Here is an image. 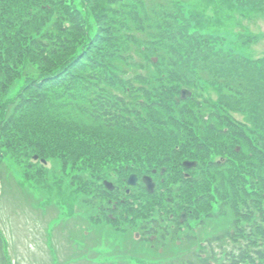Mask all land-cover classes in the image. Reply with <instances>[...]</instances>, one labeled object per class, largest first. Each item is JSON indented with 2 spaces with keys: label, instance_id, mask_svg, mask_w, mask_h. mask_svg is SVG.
Here are the masks:
<instances>
[{
  "label": "trees",
  "instance_id": "trees-1",
  "mask_svg": "<svg viewBox=\"0 0 264 264\" xmlns=\"http://www.w3.org/2000/svg\"><path fill=\"white\" fill-rule=\"evenodd\" d=\"M96 2L0 0V184L6 185V162L13 159L25 168L24 182L36 186L38 192L32 197L39 195L48 204L53 185L62 199L65 192L61 190L69 184L72 199L81 196L84 203L95 205L98 198L107 196L102 187L105 179L119 185L124 177L152 175L155 165L164 164V176H155L157 192L145 193L140 183L131 188L128 198L143 191L144 197L159 199L166 184L178 181L185 185L181 191L186 196H172L160 207L176 210L193 205L199 214L207 207V197L214 201V192L222 203L218 216H232V230L217 239L233 240L225 261L264 264V61L256 64L259 83L249 101L244 74L253 69L243 57L232 56L233 52L213 53L207 20L184 13L186 6L193 5L190 2L111 0L116 7L110 10L114 41L100 27L102 10L88 8ZM58 3L71 22L55 18ZM218 3L225 6L218 8L222 13L233 9L231 0ZM102 6L109 10L103 4L99 9ZM218 17L223 27L232 19ZM196 19L201 25L193 30ZM36 44L46 50L41 62L33 56ZM103 44L112 49L104 50ZM114 54L116 59L109 57ZM29 60L33 67L42 65L39 74L20 73L19 67L25 69ZM116 61L132 69L115 71ZM20 77L26 80L25 87L15 99L1 102ZM200 84L210 87L200 89ZM184 88L194 96L195 91L212 89L232 99L224 95L215 104L205 95L198 96L203 102L194 103L207 115L197 116L192 100L175 101ZM233 113L249 120L240 123ZM33 156L54 163L55 181L47 178L44 165L33 163ZM186 159L198 162L190 170L195 178L186 179L181 172ZM69 167L74 173L70 177L65 172ZM205 195L206 202L199 198ZM105 205L104 209L111 210ZM164 220L152 219V223ZM4 243L0 231V263L10 264Z\"/></svg>",
  "mask_w": 264,
  "mask_h": 264
},
{
  "label": "rangeland",
  "instance_id": "rangeland-1",
  "mask_svg": "<svg viewBox=\"0 0 264 264\" xmlns=\"http://www.w3.org/2000/svg\"><path fill=\"white\" fill-rule=\"evenodd\" d=\"M93 1L90 0V2ZM184 1L193 4L184 8L185 14L193 13L196 17L203 15L207 20L209 26H207L206 34L213 38L210 40L215 46L213 53L225 55L233 52L234 55L232 56L239 55L243 57L248 62L244 64L253 69L250 72L248 69L244 74L247 83L245 88L248 91L247 96H249L250 101V92L254 89L255 84L259 83L255 68L264 61V0H231L232 11L228 8L223 13L218 8L225 6L218 3V0H209L210 2L208 0L203 2ZM101 4L107 6L109 10L107 11L103 6L102 9H99ZM112 7L116 8L111 0H97L96 4L90 3L88 6L89 9L98 13L102 10L100 27L104 32L108 30L106 35H111V40L114 41L116 37L113 30H111L114 20V13L110 12ZM55 10V18L59 16L65 23L71 22L61 3L56 5ZM218 15L226 16L227 19H229L228 16H232V19H229L227 26L223 27ZM186 20H190L187 15ZM199 22V19L195 20L192 24L193 30L200 28L201 24ZM103 48L104 50L112 49V46L103 44ZM32 49L33 56L41 62L46 56V50L43 46L40 47L39 44H36L35 48ZM109 57L116 59L115 54ZM37 66L39 68L33 67L32 60H29L25 64V69L19 67V70L20 73L30 74L28 77H31L40 73L42 65L38 63ZM113 67L118 69L115 71L124 70V72L126 69H132L129 68L130 65L124 68L122 63L117 61ZM241 73L243 74L242 70ZM25 81L23 77L16 80L9 91L4 92L1 102L15 99L21 89L25 87ZM206 85L210 87L208 84H200V89H205ZM262 86L264 85L262 84ZM190 94L184 99L183 96L178 95L176 101L192 100V110L195 114L198 112L197 116H199V113L201 115L206 114L205 111L203 112V108L194 103L195 101L203 102L198 99V96L203 97L205 95L215 104L226 98L227 100L232 99L230 96L226 97L225 92L214 93L212 89L206 90L204 93L195 91L197 96ZM224 95L225 98L222 100L221 98ZM147 97L144 96V99L149 104L150 100ZM251 97L257 100L256 97L258 96L251 94ZM162 102L165 103V99ZM166 103L168 105V101ZM232 105L233 103L230 107ZM233 117L243 124L244 121L249 120V116L242 113H233ZM105 130H108V128ZM217 158L214 157V159ZM6 164L9 168L7 183L5 186L0 184V231L4 241H6L7 248L4 252L7 258L12 261L11 264H180V262L197 264L202 259H209V257H215L213 260L215 264H224V255L230 250V246H233V240L225 238V236L217 241L219 237L232 230V216L228 213L230 207L226 208L228 209L227 216L223 218L218 216V210H220L219 207L222 203L214 192L211 193L214 201H210L211 197L206 195L199 197L200 200L203 199L205 202L206 197L208 200L206 209L199 214L194 211L197 208L193 205H188L185 209L177 208V210L173 208L164 210L160 207L161 202L162 204L168 203V199L172 196L182 198L186 196L181 191L185 185L178 181L166 184L165 189L160 190L159 199L156 197L148 199L144 197L146 192L143 191L135 193V197L139 199L138 204L136 198L130 199L120 193L118 194L120 199H117L119 213L110 215L111 213L103 210L106 207L103 204H107L108 201L106 198H101V205L97 202L95 205H89L88 202L84 203L81 196L72 199L69 196L71 195L69 192H72V189L68 186L69 184H66L67 190H61L65 192L62 199L57 197L58 189L53 185L54 191L51 202L46 204L39 195L32 197V193L38 191L35 185L29 186L24 182V166L17 165L13 159L7 160ZM53 166L54 163H49L45 168H47V178L55 181L54 178L57 177L56 172L58 171ZM163 166L164 164L162 167L155 165L153 169L157 171L164 168ZM65 172L69 177L74 174L70 167ZM181 172L186 178H195L190 170L181 169ZM60 175L62 178L65 177L61 169H59ZM57 181L58 178H56ZM23 183L24 185H22ZM19 184L22 185L21 188L18 187ZM120 187L123 188L122 185ZM148 202L152 205L148 206ZM112 203L115 204L114 201ZM179 213L185 215V221L183 223L179 221L176 227L179 231H183L182 235H193L195 242L187 244L185 241L180 240L179 244H175L170 241L171 234L164 239L154 236L152 219L155 221L160 220V218H168L169 220L165 224L173 223L175 226ZM117 215L119 216L117 217ZM174 215L175 217H172ZM157 224H160V222ZM240 225H245V223L240 221ZM158 232L162 233V230ZM172 239L174 240V238ZM201 250L203 251L202 254H200Z\"/></svg>",
  "mask_w": 264,
  "mask_h": 264
},
{
  "label": "water",
  "instance_id": "water-1",
  "mask_svg": "<svg viewBox=\"0 0 264 264\" xmlns=\"http://www.w3.org/2000/svg\"><path fill=\"white\" fill-rule=\"evenodd\" d=\"M185 95V92L183 93V96ZM37 160V158H36ZM196 163H191V162H186L184 163V167L187 168H195L196 167ZM137 182V178L136 176H131V178L129 179V185H134ZM144 182L147 186V190L151 193L153 191L154 186L151 184V181L149 178H144ZM110 187V186H109ZM110 189H112V187H110Z\"/></svg>",
  "mask_w": 264,
  "mask_h": 264
},
{
  "label": "flooded vegetation",
  "instance_id": "flooded-vegetation-1",
  "mask_svg": "<svg viewBox=\"0 0 264 264\" xmlns=\"http://www.w3.org/2000/svg\"><path fill=\"white\" fill-rule=\"evenodd\" d=\"M175 226L174 225H169V229L167 230V232H165V234L182 235L183 231L182 230L179 231V229L177 227H175ZM180 239H182V238L180 237Z\"/></svg>",
  "mask_w": 264,
  "mask_h": 264
}]
</instances>
